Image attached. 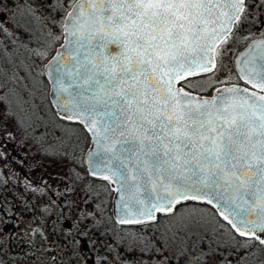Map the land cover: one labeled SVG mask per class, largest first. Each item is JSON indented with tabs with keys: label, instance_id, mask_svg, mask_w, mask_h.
<instances>
[{
	"label": "snow or ice",
	"instance_id": "1",
	"mask_svg": "<svg viewBox=\"0 0 264 264\" xmlns=\"http://www.w3.org/2000/svg\"><path fill=\"white\" fill-rule=\"evenodd\" d=\"M49 7L59 19L27 0H0V51L10 55L5 41L27 48L21 32L38 45L29 52L47 62L34 78L47 75L61 120L93 143L87 174L115 185L120 223L165 218L168 240L190 244L206 235L202 206L210 205L226 222L213 229L222 237L213 252L227 250L220 264H264V31L240 35L248 0H51ZM61 36L65 44H53L49 58L48 41ZM19 79L0 67V100ZM203 80L213 82L205 88ZM80 146L76 132L42 145L73 161ZM64 180L75 204L83 178L70 166ZM82 190L85 204L100 195L94 184ZM126 239L129 252L154 243L137 232Z\"/></svg>",
	"mask_w": 264,
	"mask_h": 264
},
{
	"label": "rangeland",
	"instance_id": "2",
	"mask_svg": "<svg viewBox=\"0 0 264 264\" xmlns=\"http://www.w3.org/2000/svg\"><path fill=\"white\" fill-rule=\"evenodd\" d=\"M27 2L38 7L42 15L51 13L59 19V15L49 7L48 0ZM65 2L67 3V0ZM48 25L57 36H60L59 26L52 21H48ZM3 64L12 72L8 63ZM34 65L35 68L42 70V62H36ZM15 70L23 77L25 87L20 80L15 81L14 83L18 85L10 86L13 90L8 91L0 100V122H4L0 124V140H3L0 143V264H121L122 260L125 264L135 263V258L132 252L128 251V247L121 244V254L116 255L113 247L108 246L106 241L100 243L99 238L88 234L91 219L86 215L88 208L83 200L72 197L76 203L69 204L65 190L64 195H61L55 192L49 194L39 189L40 183L43 182L53 190H56L57 183L64 188L60 176L65 174L66 169L57 162L51 165H37L47 158L21 140L14 116H9L4 121L3 113H10L5 102L14 113L19 114L25 93L32 90L31 85L35 87L41 85L39 79L25 76L18 65ZM212 82L203 80L200 83L208 88ZM4 91L0 89V92ZM21 91L25 93L20 94ZM45 92L47 94V89ZM36 104L39 105L38 102ZM53 116L52 112L47 113L48 118ZM53 125L54 133H59V124ZM71 129L72 127L66 128L67 131ZM5 131L11 132L12 136H6ZM9 147L13 151V156L8 152ZM27 182L32 186H26ZM202 207L207 221L206 226H209L215 216L210 207ZM34 229L39 231H33ZM97 243H100L98 248ZM219 254L218 259L214 256H205L202 262L220 264L226 253L220 250Z\"/></svg>",
	"mask_w": 264,
	"mask_h": 264
},
{
	"label": "trees",
	"instance_id": "3",
	"mask_svg": "<svg viewBox=\"0 0 264 264\" xmlns=\"http://www.w3.org/2000/svg\"><path fill=\"white\" fill-rule=\"evenodd\" d=\"M49 3L51 2V0H48ZM58 7V4L56 5ZM11 16H8L5 23L8 24L9 27H11ZM50 27V26H49ZM52 28V27H51ZM20 36L22 38V40L24 41L25 44H27V48L23 47L20 45V42H17V45L15 47H13V45L8 42L5 41L6 44V48L8 49V52L10 53V55H6L4 52L0 51V61H2V65H0V67L7 69V67L4 66L3 63H8V67H10V69L12 70V72H16L15 68L16 65L19 66L20 70L23 71V73L25 74V76H33L39 73H42V70L35 68L36 65H34L36 62H42L45 61V59H40L39 57L31 54L29 52L28 49H38V45L33 42V41H29L28 36L26 33L21 32ZM61 38L58 40H49L48 41V47H49V55L53 52L51 51V48L54 44V46L56 47L57 44H59ZM9 61H14L15 62V66H13L12 63H9ZM23 62V63H21ZM35 62V63H34ZM28 66H31L33 69H35V73L29 72L28 70ZM9 71V69H8ZM11 72V71H9ZM17 73V72H16ZM20 81L22 82V84L24 85L25 82L22 81V78L20 75ZM37 79H39V81L41 82L40 86H32L31 84V88L32 90H30L28 93H25L24 91H21L20 94L25 93V98L22 102V105L20 106V113L16 114L14 117L16 119V124H17V119L21 120L23 127H19L20 130V136H21V140L25 141L24 143H26L28 146L33 147L34 150H38L39 152L42 153V155H44L47 160H43L40 161L37 165L40 166H44L46 164L51 165V164H55V162H57L59 165L65 167L66 172L67 173L69 171V167L72 166V168H74L76 173H79V175L83 178L82 181H77V184L80 185L81 187V191L79 192V195L73 197V198H80L81 200L84 201V192H83V187L85 185H95L96 186V191L98 193H100L99 196H93V199L91 201H89L87 203V208H88V212L93 213L92 216H88L87 217L91 219V226L93 227L92 230L95 231V235L97 236V238H99V242L101 243L102 241H106L104 239V237L102 236V227L103 225H107L109 219L111 220V213H110V198H111V194H112V186L110 183L106 182V181H102L97 177H93L87 174V172L84 169L83 163H82V153L84 151V149L89 145L90 140L88 141H84L82 139L83 135H85L86 133H82L80 131H78L76 129V126L74 124H72V122L69 121H64L61 120L60 115H58V113L54 110V108L52 107V105L50 104L49 100H48V96L46 94V89H47V82L46 79L44 77V75L36 76ZM15 82V81H14ZM14 82H10L9 83V87L10 86H17L18 83H14ZM27 82H29L27 80ZM25 87V85H24ZM7 95V94H6ZM7 98V96L5 97ZM38 102L39 105H37L36 103ZM5 105L8 109V111L10 113H14V111L8 106V104L5 102ZM40 107V108H39ZM52 112L53 113V118H48L47 117V113L48 112ZM25 116V117H24ZM53 123H57L58 128H59V133H54V125ZM72 124V129L70 131H67L65 127V125H69ZM41 129V130H40ZM69 132H76V135L81 136V146L79 148L76 149L77 151V159L75 161H73L72 159H68V158H62L60 156H56V155H51V154H47L45 152V148L42 147L43 146H47V145H54L58 142L59 139H61L62 137H64L66 134H68ZM88 135V134H87ZM3 142V140H0V143ZM5 142V141H4ZM6 143V142H5ZM81 148L83 149V151H81ZM9 154H11L12 156L13 151L11 150V148L9 147ZM21 162L24 164V161L21 160ZM64 175L60 176L63 177ZM0 177H1V173H0ZM69 181L68 180H64L62 183L65 185L67 184ZM34 183H36V181H34ZM61 183V184H62ZM59 183H57V187L55 185L56 190L52 189L48 184L46 183H40L39 185V189L42 192H46L49 193L50 192H55L56 194H61L64 193V188L61 185H58ZM102 185H106L107 190H105L104 187H102ZM26 186L31 187L32 185L27 182ZM74 187L76 185H73ZM53 197V195H51ZM99 205V207H97ZM208 207L211 206L209 205ZM213 212L215 211L214 209H211ZM158 215H163V214H158ZM218 215V214H217ZM216 215V216H217ZM215 216V217H216ZM223 220V219H222ZM111 222H113L111 220ZM223 223H226L223 221ZM113 226V223H111ZM120 225V232H121V242L123 244V247H129L130 244V239H126L127 237H130V232L132 229V225L130 224H121L118 223ZM206 227H211V224L209 226ZM92 231V233H93ZM208 232H214L212 230H207ZM94 234V233H93ZM228 235L227 231H225V237ZM217 241H220L222 239L221 236H217ZM107 243V241H106Z\"/></svg>",
	"mask_w": 264,
	"mask_h": 264
},
{
	"label": "flooded vegetation",
	"instance_id": "4",
	"mask_svg": "<svg viewBox=\"0 0 264 264\" xmlns=\"http://www.w3.org/2000/svg\"><path fill=\"white\" fill-rule=\"evenodd\" d=\"M262 3H264V0H248L249 18L243 24V30L240 33L241 36H246L249 32H255L258 34L260 31H264V7H261ZM233 80H235V77H233ZM219 86L220 85H217L216 87ZM212 93L211 90H208V95H211ZM109 207L111 220L113 222L109 219L108 224L103 225L102 236L107 241V245L113 247L114 253L120 255V251L122 250L120 225L112 216L111 204ZM160 216L162 217L163 215ZM218 220L223 223L222 217L217 215L211 222V227H206L202 230L203 232H206V235H200L199 238H194L190 244L184 242L175 245L167 238L170 234L167 233L168 221L165 218H162L158 224L156 222H151L132 225L130 236L133 232H137L145 241L152 240L154 242L144 251L137 248L135 252H132V256L135 258V263L133 264H195L197 258H200L202 262V260L205 259V256H214L218 259L219 257L217 256L220 255L219 251L214 253L213 249L216 246L214 241H217V236L220 235L215 232L207 231L208 229L213 231L214 228H218ZM111 223H113V226ZM92 228L93 227L90 225V232H88V234L96 236L95 231H93ZM99 244L100 243H97V248L100 247ZM130 245L131 240L129 247ZM157 247H159L161 251H157ZM85 251L88 252L87 250ZM221 252L227 253V250L221 249ZM165 257H167V260H165ZM202 264L209 263L202 262Z\"/></svg>",
	"mask_w": 264,
	"mask_h": 264
},
{
	"label": "water",
	"instance_id": "5",
	"mask_svg": "<svg viewBox=\"0 0 264 264\" xmlns=\"http://www.w3.org/2000/svg\"><path fill=\"white\" fill-rule=\"evenodd\" d=\"M76 2V0H73L72 3L74 4ZM62 44H65V39L61 36V40L59 42V44L56 45V49H59L60 48V45ZM241 50H243L241 48ZM51 55H56V52L53 51L50 55H49V58ZM47 62V60L45 59V61L42 63V72H43V66L44 64ZM63 63H69V59L67 56H65L64 60L62 61ZM45 79H46V82H47V96H48V100L50 102V104L52 105V107L54 108V110L58 113V110L57 108L55 107L56 105V98L53 94V91H52V83H51V80L47 77V75H44ZM220 87V86H219ZM211 95H214V93H212ZM90 136V134H88ZM90 150H94V145L93 143L91 142L90 140V143L89 145L84 149L83 153H82V163H83V166H84V169L85 171L87 172V169H88V161H87V153L90 151ZM112 187L113 189L115 188V185L112 184ZM110 204H111V212H112V216L114 218V220L118 223H120V218L121 216L123 215L122 211H121V205H120V201H119V198H118V193L113 191L112 192V195H111V198H110Z\"/></svg>",
	"mask_w": 264,
	"mask_h": 264
}]
</instances>
